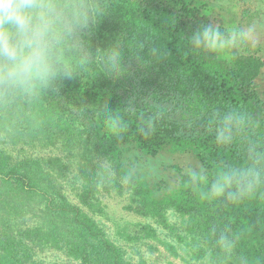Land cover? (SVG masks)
Segmentation results:
<instances>
[{"label": "trees", "instance_id": "trees-1", "mask_svg": "<svg viewBox=\"0 0 264 264\" xmlns=\"http://www.w3.org/2000/svg\"><path fill=\"white\" fill-rule=\"evenodd\" d=\"M103 3L94 53L73 80L37 102L0 103V264H131L96 218L111 193H125L127 210L146 220L125 240L155 238L160 227L195 262L264 264V189L238 203L204 194L220 171L214 162L239 164L249 141L264 148V42L233 59L186 40L202 24L227 23L237 5L244 20L264 23V0ZM113 46L115 66L95 52ZM232 109L253 127L221 148L211 114ZM105 160L118 175L134 165L137 182L100 185ZM188 168L207 172L193 178ZM214 227L237 235L230 257L216 248Z\"/></svg>", "mask_w": 264, "mask_h": 264}, {"label": "clouds", "instance_id": "clouds-1", "mask_svg": "<svg viewBox=\"0 0 264 264\" xmlns=\"http://www.w3.org/2000/svg\"><path fill=\"white\" fill-rule=\"evenodd\" d=\"M106 15L103 0H0V103L25 100L40 101L44 96L60 92L65 81L73 80L94 51L91 37ZM243 10L232 9L227 23L200 25L187 37L191 50L233 59L253 45L264 42V23L249 17ZM106 51L112 65L120 63L118 46ZM213 125L208 130L214 142L228 148L253 127L251 117L243 112L217 110L211 114ZM149 121L147 129L151 130ZM247 155L239 164L214 162L220 169L204 193L223 202L238 203L264 189V148L249 141ZM207 169H186V175L204 176ZM100 185L118 179L124 185L137 182L136 167L130 166L122 175L107 160L97 169ZM196 184V180H192ZM211 234L216 248L230 257L238 237L229 229L213 228Z\"/></svg>", "mask_w": 264, "mask_h": 264}, {"label": "rangeland", "instance_id": "rangeland-1", "mask_svg": "<svg viewBox=\"0 0 264 264\" xmlns=\"http://www.w3.org/2000/svg\"><path fill=\"white\" fill-rule=\"evenodd\" d=\"M67 193L72 199V194L69 191ZM100 198V212H96V218L104 224L111 237L118 239L123 245L131 264H208L204 259L195 262L183 245L160 227H157L155 238L125 240L123 233L126 230L133 231L135 226L145 223L146 220L127 210L131 201L125 193H111ZM147 222L154 225L152 221Z\"/></svg>", "mask_w": 264, "mask_h": 264}]
</instances>
